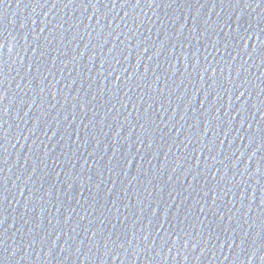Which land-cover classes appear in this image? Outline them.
Here are the masks:
<instances>
[{"label":"water","instance_id":"water-1","mask_svg":"<svg viewBox=\"0 0 264 264\" xmlns=\"http://www.w3.org/2000/svg\"><path fill=\"white\" fill-rule=\"evenodd\" d=\"M0 264H264V0H0Z\"/></svg>","mask_w":264,"mask_h":264}]
</instances>
